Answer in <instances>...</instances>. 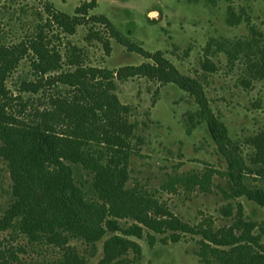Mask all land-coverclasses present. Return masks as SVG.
Returning <instances> with one entry per match:
<instances>
[{"label":"rangeland","instance_id":"374dc122","mask_svg":"<svg viewBox=\"0 0 264 264\" xmlns=\"http://www.w3.org/2000/svg\"><path fill=\"white\" fill-rule=\"evenodd\" d=\"M83 1L92 0H0V46L42 36L43 44L59 48L65 60L70 42L82 50L80 65L112 71L114 93L127 107V119L136 135L127 187L150 191L158 203L189 224L216 230L230 226L237 215L243 221L262 224L264 206L244 195L230 196L225 157L206 126L192 127L189 117L200 100L224 124L240 161L253 169V147L248 139L264 129V0H95L89 14L105 16L120 39L110 37L99 23L92 27L80 24L73 34L51 26V10L71 15ZM230 12L239 19H232ZM90 27L108 38L109 49ZM127 41L135 48H128ZM155 58L160 60L157 68H172L186 89L161 81L141 66L156 64ZM67 62L42 73L32 65L31 57H22L5 81L9 95L3 108L19 122L31 124L32 113L52 110L55 102L70 98L75 89L62 72L73 71L75 66ZM78 174L86 180V189L89 176L83 170ZM188 176H204L207 184L186 187L176 181ZM243 183L264 189V178L254 171L245 170ZM11 185L7 162L0 156V219L11 200ZM72 205L92 218L86 208ZM134 222L122 218L118 223L125 228ZM146 232L154 235L152 243ZM112 234L135 244L128 248V257L139 253L134 264H216L202 261L200 235L179 232L173 238L170 231L154 233L146 228L141 237L106 229L92 248L70 239L68 244L85 258L78 264H97L103 241ZM0 249L5 255L13 252L14 264H70L63 262L64 250L58 246L29 241L10 229L0 230Z\"/></svg>","mask_w":264,"mask_h":264},{"label":"trees","instance_id":"16d2710c","mask_svg":"<svg viewBox=\"0 0 264 264\" xmlns=\"http://www.w3.org/2000/svg\"><path fill=\"white\" fill-rule=\"evenodd\" d=\"M95 6V0L83 1L71 15L51 10V26L73 34L80 24L90 23L92 27L99 23L110 37L120 39L119 32L105 16L89 14ZM230 17L239 19L234 12H230ZM91 27L94 37L109 49L108 38ZM38 38L29 37L16 44L0 46V156L7 162L12 184L11 200L0 219V230L19 231L29 241L58 246L64 250L63 262L70 264L85 261L76 247L68 244L70 239L81 240L92 248L106 229H119L124 234L141 237L145 228L154 233L170 231L173 238H177L179 232L200 235L204 249L199 254L206 263L264 264V222L243 221L237 215L230 226L212 230L183 221L158 203L150 191L127 187L129 157L135 149L136 135L127 119V107L114 93L116 80L112 71L80 65L82 50L70 42V52L63 60L59 48L52 44L47 47L42 36ZM125 43L133 49L134 44ZM27 56L42 73L62 68L64 61L75 66L73 71L62 72L75 92L68 99H57L52 110L32 113L31 124L19 122L13 113L3 108V100L9 95L5 81L19 60ZM155 59L152 60L156 64L141 66L157 74L161 81L186 89L172 68H157L160 60ZM205 64L212 67L209 61ZM261 70L264 73V63ZM198 101L197 110L189 117L191 125L204 124L225 157L230 196L244 195L264 206V189L249 188L243 183L245 170L264 178V129L248 139L253 147L252 169L237 157L224 124ZM78 170H83L90 178L86 189V180L82 181ZM176 181L186 187L207 184L204 176L182 177ZM72 202L86 208L92 218L78 212ZM122 218L135 222L121 228L118 222ZM146 237L148 243L153 242V234L146 232ZM130 245L135 244L121 235L108 236L103 241L102 257L97 264H134L139 253L128 257ZM7 252L5 255L0 249V264L17 261L12 251Z\"/></svg>","mask_w":264,"mask_h":264}]
</instances>
